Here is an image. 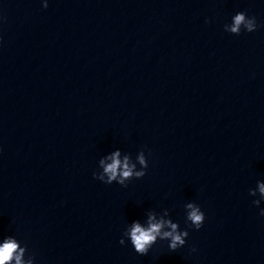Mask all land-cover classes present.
I'll use <instances>...</instances> for the list:
<instances>
[{"label": "clouds", "instance_id": "obj_1", "mask_svg": "<svg viewBox=\"0 0 264 264\" xmlns=\"http://www.w3.org/2000/svg\"><path fill=\"white\" fill-rule=\"evenodd\" d=\"M47 3L44 5L47 8ZM257 24L255 17H248L244 12H238L232 17L231 25L226 24L224 26L225 31L235 35H239L241 30L244 29L247 32H253L256 30ZM110 163H105L101 160L103 167V173H93L95 179H98L105 184H112L114 181L121 186H127L126 181L133 178L139 179L145 176L146 169L148 167V161L141 151L137 159L141 165V170L136 171L135 165L130 163L129 157L125 156L121 159L120 151H115L108 157ZM106 177V179H105ZM259 193L262 199H264V183L258 185ZM251 195H255L254 192ZM259 200H254L253 204L258 205ZM186 219L190 222L191 226L199 230L205 220V214L201 210L198 204L188 203L185 205ZM261 215H264V209L261 210ZM168 211L165 210L163 216L157 219L155 213L148 215L147 225L142 226L139 222H133L131 228L128 230L127 235L134 247L136 253L140 255H147L151 247L157 242V240H168L169 249L175 251L178 248L185 245V238L189 235L188 231L180 230L178 223H174L171 219H166ZM119 243L125 244V240L122 238ZM18 244L13 239H8L3 245H0V264H9L13 259L16 264H24L22 256L24 249L18 250ZM195 251V249H193Z\"/></svg>", "mask_w": 264, "mask_h": 264}]
</instances>
